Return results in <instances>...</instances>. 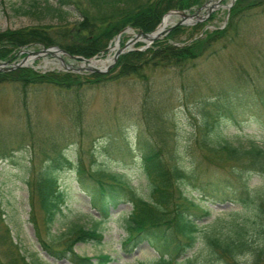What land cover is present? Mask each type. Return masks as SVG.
I'll use <instances>...</instances> for the list:
<instances>
[{
  "label": "rangeland",
  "instance_id": "374dc122",
  "mask_svg": "<svg viewBox=\"0 0 264 264\" xmlns=\"http://www.w3.org/2000/svg\"><path fill=\"white\" fill-rule=\"evenodd\" d=\"M232 1L222 0L210 14L203 9L200 14L205 18L193 24L196 28L185 25L188 29L179 34L181 42L189 43L207 30L226 27V39L204 50L185 72L158 65L147 67L144 78L118 77L120 68L114 69V65L104 73L108 79L96 84L92 79L89 85L70 90L50 85L24 89L17 82L0 83V221L9 226L14 242L28 260L38 256L41 264H73L45 251L39 236L62 244L77 227L96 228L103 234L101 242L89 239L74 246L78 254L94 262L102 255L110 257L107 264H139L159 256L146 242L131 252L123 250L125 222L132 210L126 191L118 206L112 207L111 215L102 217L91 194L78 181L77 166L83 165L90 187L95 184L90 172L114 173L139 196L150 199V182L138 151L140 138L177 145L182 164L197 178L188 190L194 186L201 189L187 194L209 207L211 218L241 209L240 204L226 199L239 187L240 180L232 173L234 168L243 173V180L254 192L264 196V175L251 171L246 176L240 162L229 160L220 149L205 150L195 138L206 111L215 116L211 121L216 133L214 142L224 139L241 148L255 142L264 147V4L251 7L231 29L228 5ZM247 1L243 3L254 0ZM54 2L0 0V32L34 26L58 29L80 19V12L74 8H67L70 14L47 11L45 5ZM180 19L171 15L168 26ZM136 32L132 27L126 30L121 35V45ZM115 40L116 37L110 44ZM137 44L133 47L138 48ZM42 46L45 45L31 44L23 49L38 50ZM114 53L109 50L92 59L109 58ZM25 54L18 53L14 62ZM64 59L74 67L84 65L81 59L66 54ZM60 61L50 54L36 57L28 67L43 73L65 71ZM79 72L92 74L88 70ZM52 165L67 199L55 222L48 226L27 181H35ZM205 181H213L208 189L201 187ZM32 212L38 231L31 221ZM0 256L8 261L6 246H0Z\"/></svg>",
  "mask_w": 264,
  "mask_h": 264
},
{
  "label": "trees",
  "instance_id": "16d2710c",
  "mask_svg": "<svg viewBox=\"0 0 264 264\" xmlns=\"http://www.w3.org/2000/svg\"><path fill=\"white\" fill-rule=\"evenodd\" d=\"M208 1L55 0V4L45 5L47 11H57L53 14L61 15L63 12L70 14L69 10L74 8L80 12V19L71 26L58 29L34 26L1 31L0 59L15 61L19 57V51L31 44H57L70 54L86 58L105 55L103 50L125 28L152 32L167 12L193 11ZM243 2L248 1L236 0L231 8V29L233 26L237 27L251 7L264 4V0H254L247 5ZM189 27L196 28L195 25ZM186 29L188 26L179 25L148 48L121 54L114 66V69L120 68L118 77L135 75L144 78L147 67L158 65L185 72L195 65L204 50L209 49L215 42L226 39L225 27L214 31L207 30L204 35L189 43H183L179 34ZM139 46L141 43L137 44ZM108 78L109 75L103 73L85 75L57 70L43 73L33 67L0 71V83L17 82L24 89L29 86L50 85L70 90L89 85L92 79V84H96ZM204 113L195 135L200 146L202 143L209 152L220 149L229 160L240 162L246 176L251 171L264 175V147L255 142L247 148L234 146L224 139L216 140L220 143L214 142L216 133L211 121L215 116L206 111ZM138 142L141 162L150 182V199L139 196L133 187L114 173L90 172L91 179L95 181L94 186L90 187L87 184L85 168L83 165L77 166L80 174L78 181L82 189L91 194V201L102 217L111 215L112 207L118 206L124 196L123 191H126L125 195H128V200L132 203V210L125 222L127 234L122 242L123 250L131 252L134 247L147 242L159 254L151 260L137 262L139 264H264V196L253 191L254 188L248 181L243 180L242 172L234 168L232 173L240 180L237 185L239 187L232 194L226 195L227 200L240 204L241 209L211 218L210 208L187 194V191H199L200 186L188 190V185L197 178L193 171H189L182 164L177 145L170 142H152L147 138H140ZM66 160L71 162L70 159ZM212 183L213 181L201 182V187L208 189ZM27 184L33 188L34 194L31 197H37V206L44 214L45 224L50 226L62 212L67 199L53 165L46 168L35 181H27ZM33 210L32 206L31 211ZM33 213L31 221L38 231L37 218ZM69 236L71 238L62 244L40 236L39 239L43 249L50 255L67 258L73 264L108 263L109 256L102 255L94 262L93 258L80 255L74 250L78 242L89 239L101 242L103 234L96 228L77 227L70 231ZM0 246H6L8 254V261L0 256V264H20L21 260L24 264H41L38 256L28 260V256L21 253L12 238L11 229L2 220ZM190 252L192 253L189 254Z\"/></svg>",
  "mask_w": 264,
  "mask_h": 264
},
{
  "label": "water",
  "instance_id": "95a60500",
  "mask_svg": "<svg viewBox=\"0 0 264 264\" xmlns=\"http://www.w3.org/2000/svg\"><path fill=\"white\" fill-rule=\"evenodd\" d=\"M220 1L221 0H215V1L211 0L210 2L205 3L203 6L199 7L193 13H189L188 11H185V10L184 11H180V10L171 11V12L167 13L166 15L176 14V15L181 16V19L178 22L172 23L171 26L167 27V28L161 27V24H160L153 32H150V33L144 32L143 30H139L136 34H134V36L132 38H130L121 47H119V39H120L119 38L120 34H119L117 36V42L114 45V48H116V52L113 55V58L110 61V63L103 68L92 65L91 64L92 59H90V58L78 57V56L71 55L74 58H81V60L85 63V65L74 67L73 69L75 71L88 70L91 72H108L113 67V65L116 63L118 57L122 53L129 51V50H132L133 49L132 45L135 44L136 42H138V41L145 42L146 43L145 46L140 48V49L147 48L157 38L161 37L166 32L171 31L175 26L194 24V23L200 21L201 19L205 18V16L200 15V12L203 9H205V10H208V13L210 14L213 11V9H215L219 5ZM231 5H229V7ZM141 37H144V39H141ZM21 52H25L26 56H24L18 63H10V61L0 60V71L12 70V69H15L18 67L27 66L30 59H34V58L40 57V56H46L49 54L59 57L62 64L65 66V68H69V66L65 63L64 58L59 54V52L66 53L68 55H69V53L66 50H64L58 46L43 47V48H40L38 50H22Z\"/></svg>",
  "mask_w": 264,
  "mask_h": 264
},
{
  "label": "bare ground",
  "instance_id": "6f19581e",
  "mask_svg": "<svg viewBox=\"0 0 264 264\" xmlns=\"http://www.w3.org/2000/svg\"><path fill=\"white\" fill-rule=\"evenodd\" d=\"M170 17H171V15H166L164 17L163 22L161 24V27H167L169 25ZM110 60H111V57H109V58H107L105 60H103V59H100V60L93 59L91 64L95 65V66H99L101 64V66H103V65H107L110 62ZM2 61H6V60H2Z\"/></svg>",
  "mask_w": 264,
  "mask_h": 264
}]
</instances>
